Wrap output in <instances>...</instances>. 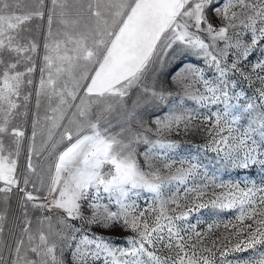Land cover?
Here are the masks:
<instances>
[{
    "label": "snow or ice",
    "instance_id": "obj_1",
    "mask_svg": "<svg viewBox=\"0 0 264 264\" xmlns=\"http://www.w3.org/2000/svg\"><path fill=\"white\" fill-rule=\"evenodd\" d=\"M0 264H264V0H0Z\"/></svg>",
    "mask_w": 264,
    "mask_h": 264
},
{
    "label": "rangeland",
    "instance_id": "obj_2",
    "mask_svg": "<svg viewBox=\"0 0 264 264\" xmlns=\"http://www.w3.org/2000/svg\"><path fill=\"white\" fill-rule=\"evenodd\" d=\"M173 89H175L176 91H179L176 86L173 84L172 85ZM41 113L43 114V109H41ZM196 123H199V121H196ZM174 139L177 140L178 143L181 144V154L183 157H187L189 153L192 154H196V146L200 144L202 137L200 135H183L181 134L178 137H173ZM142 148L144 147L143 145L141 146ZM201 156H203V153L200 154ZM208 158H212L214 156L213 153H208L207 154ZM204 162H207V160H205ZM249 173H251V176H249ZM222 177L227 179V178H231L232 180H244V179H256L259 180L260 177V173L256 170V169H249V170H229L228 173H221ZM141 205L144 204V201L141 200L140 201ZM197 217H199L200 220H202V223H199L198 225V230L200 231H204L206 230L207 224L208 223H213L214 222V214L209 211V210H204L199 214H194L193 218H192V222L196 223L197 222ZM231 218V214L230 213H221L215 216V220H219L222 221L219 224V227H214L213 229V238L219 237V238H223L225 235H227V233L225 232V228L223 226L224 223L227 222V220L225 218ZM233 223H235V221L233 220ZM9 229H12L13 231H15L18 234V229H15L13 227V222L12 220L9 221L6 231H5V235L4 238L5 240H7L8 243H12V236L9 234ZM234 255H247V253H236Z\"/></svg>",
    "mask_w": 264,
    "mask_h": 264
}]
</instances>
